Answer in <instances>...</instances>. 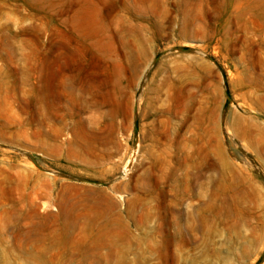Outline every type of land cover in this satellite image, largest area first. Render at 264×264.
<instances>
[{
	"label": "rangeland",
	"instance_id": "obj_1",
	"mask_svg": "<svg viewBox=\"0 0 264 264\" xmlns=\"http://www.w3.org/2000/svg\"><path fill=\"white\" fill-rule=\"evenodd\" d=\"M0 264H264V0H0Z\"/></svg>",
	"mask_w": 264,
	"mask_h": 264
},
{
	"label": "water",
	"instance_id": "obj_2",
	"mask_svg": "<svg viewBox=\"0 0 264 264\" xmlns=\"http://www.w3.org/2000/svg\"><path fill=\"white\" fill-rule=\"evenodd\" d=\"M176 50H179V51H182V52L186 51V49H183V48H179V49H176ZM80 181L85 182V183H88V184L100 185V183L91 182V181L86 180V179H80Z\"/></svg>",
	"mask_w": 264,
	"mask_h": 264
},
{
	"label": "bare ground",
	"instance_id": "obj_3",
	"mask_svg": "<svg viewBox=\"0 0 264 264\" xmlns=\"http://www.w3.org/2000/svg\"><path fill=\"white\" fill-rule=\"evenodd\" d=\"M131 163H132V160L129 161L128 166H127V168H126V171H127L128 168L130 167ZM173 239H174V238H173ZM186 241H187V240H186ZM180 242H181V241H180ZM181 243H183V242H181Z\"/></svg>",
	"mask_w": 264,
	"mask_h": 264
}]
</instances>
